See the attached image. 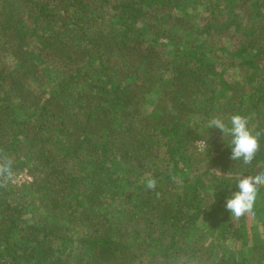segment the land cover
<instances>
[{"label": "trees", "instance_id": "16d2710c", "mask_svg": "<svg viewBox=\"0 0 264 264\" xmlns=\"http://www.w3.org/2000/svg\"><path fill=\"white\" fill-rule=\"evenodd\" d=\"M232 114L261 133L250 167L206 126ZM6 159L33 179L0 186L11 264H264L195 233L245 239L225 203L264 172V0H0Z\"/></svg>", "mask_w": 264, "mask_h": 264}, {"label": "clouds", "instance_id": "9594fccd", "mask_svg": "<svg viewBox=\"0 0 264 264\" xmlns=\"http://www.w3.org/2000/svg\"><path fill=\"white\" fill-rule=\"evenodd\" d=\"M207 128L218 129L229 143L231 148V159L242 161L246 166H251L260 150V132H254L250 126L249 118L241 114H232L225 120L220 116H213L207 122ZM197 146L201 151L207 149L206 140L197 141ZM12 160L0 161V186L2 182L13 179ZM145 186L149 190L155 191L157 181L155 178H145ZM264 186V172L256 175L243 176L238 179L236 191L226 200L225 208L231 216L239 220L250 215L255 203L257 191Z\"/></svg>", "mask_w": 264, "mask_h": 264}, {"label": "rangeland", "instance_id": "374dc122", "mask_svg": "<svg viewBox=\"0 0 264 264\" xmlns=\"http://www.w3.org/2000/svg\"><path fill=\"white\" fill-rule=\"evenodd\" d=\"M200 11L203 13L204 8H200ZM230 74L232 75V78L235 77L233 71H231ZM18 176L19 175L15 176L12 182L13 184L21 185L19 182L21 179H19ZM142 180L144 181V178H142ZM143 181L139 182V184ZM261 216L262 214L260 213V210H258L256 203H254L251 214L237 220V223L243 226V231L245 233V239L239 241H229L226 243L218 241L213 235L212 230L201 221L195 226V233L197 237L205 242L208 248L215 251L218 255L239 254L244 249L251 248L255 243L264 241V219H262ZM0 262L11 264L13 260L7 256H1Z\"/></svg>", "mask_w": 264, "mask_h": 264}, {"label": "built area", "instance_id": "2783aa9c", "mask_svg": "<svg viewBox=\"0 0 264 264\" xmlns=\"http://www.w3.org/2000/svg\"><path fill=\"white\" fill-rule=\"evenodd\" d=\"M18 177H19V179H21V181H19L20 184L30 183L33 181L32 177L27 172L20 174Z\"/></svg>", "mask_w": 264, "mask_h": 264}]
</instances>
